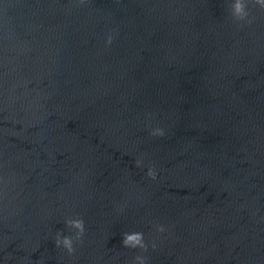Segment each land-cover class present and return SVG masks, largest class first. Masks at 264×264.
Returning <instances> with one entry per match:
<instances>
[{"label":"water","instance_id":"1","mask_svg":"<svg viewBox=\"0 0 264 264\" xmlns=\"http://www.w3.org/2000/svg\"><path fill=\"white\" fill-rule=\"evenodd\" d=\"M74 3L0 0V264H264V10Z\"/></svg>","mask_w":264,"mask_h":264},{"label":"clouds","instance_id":"2","mask_svg":"<svg viewBox=\"0 0 264 264\" xmlns=\"http://www.w3.org/2000/svg\"><path fill=\"white\" fill-rule=\"evenodd\" d=\"M89 0H75L74 6L80 7L86 5ZM249 3L253 5H258L261 10H264V0H233V3L230 6L231 18L237 24H251L253 21L250 19V13L248 11ZM113 43V37L110 35L107 39V44L110 46ZM151 135L154 137H163L165 132L163 129L157 128L151 132ZM142 162L137 161V167H141ZM148 177L155 181L157 179V172L155 168H149ZM67 227L69 229L75 230V241L83 242V237L85 235V222L82 218L68 219L66 221ZM157 231L163 233L165 231L163 226H157ZM56 247L63 248L66 250L68 255L75 254L74 239L72 237H65L62 233H57L56 236ZM123 246L130 249H141L144 252L148 251V245L145 243L143 233H125L123 240ZM153 249L156 248V245H152ZM134 264H147L146 258L143 256H136Z\"/></svg>","mask_w":264,"mask_h":264}]
</instances>
